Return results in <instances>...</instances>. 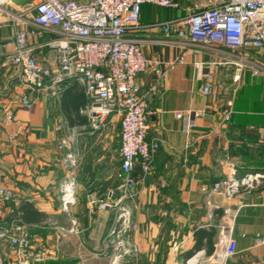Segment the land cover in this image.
<instances>
[{
  "label": "crops",
  "instance_id": "1",
  "mask_svg": "<svg viewBox=\"0 0 264 264\" xmlns=\"http://www.w3.org/2000/svg\"><path fill=\"white\" fill-rule=\"evenodd\" d=\"M178 1L179 11L144 6V28L130 35L140 41L145 57L175 64L173 70L163 65L162 78L152 71L137 77L141 93L149 94L150 137L159 138L161 147L133 205L138 229L128 238L136 247L134 254L115 259L105 252L111 249L107 239L115 212L103 204L117 198L121 168L119 118H111L102 133L91 131L84 113V90L72 84L57 97L30 94L32 108L16 109L15 122L0 127L2 182L15 193V212L28 226L36 249L49 250L52 259L44 264H216L227 226L224 210L229 207L237 211L232 224L237 253L227 264H264V179L231 199L212 191L216 183L231 177L264 176V75L254 77L252 70L240 71L236 66L214 69L221 88L216 95L202 92L213 62L245 56L264 65V53L262 61L255 52L235 57L226 50L203 49L188 39L166 37L155 24L217 3L210 0L198 6L196 1ZM0 3L3 22L13 17L10 13L21 14L35 5L19 8L9 0ZM14 28L12 22L0 27V81L12 71L2 67L1 43L12 38ZM27 28L39 65L53 69L57 55L45 44L57 36L32 21ZM17 92L25 93L21 88ZM230 108L232 116L219 127L222 113ZM71 129L79 132L75 140L79 185L77 205L65 213L60 186L66 172L58 163V142ZM141 175L139 169L134 173L137 179ZM1 216L13 218L5 206ZM72 220L77 222L76 233L68 232L74 228ZM61 228L67 231L64 236ZM209 249H213L210 255ZM0 252L6 254L7 264H18L2 242Z\"/></svg>",
  "mask_w": 264,
  "mask_h": 264
},
{
  "label": "built area",
  "instance_id": "2",
  "mask_svg": "<svg viewBox=\"0 0 264 264\" xmlns=\"http://www.w3.org/2000/svg\"><path fill=\"white\" fill-rule=\"evenodd\" d=\"M144 6L170 11L181 9L178 0H38L31 10L10 13L12 18L0 21V27L6 22L15 26L12 38L1 43L5 57L2 67L12 71L0 81V127L15 122L16 109L32 108L30 94L57 97L72 84L84 90V113L91 131L102 133L113 117L121 122L118 195L112 203L103 204L115 212L107 239L111 249L105 251L109 253L107 257L115 259L137 251L128 238L138 229L133 221V205L141 192L138 186L151 174L161 147L159 138L150 137L149 94L141 93L137 77L152 71L162 78L163 65L167 70L175 67L174 63L163 64L145 57L140 41L130 36L144 28L141 24ZM29 21L57 36L45 44L57 55L53 69L40 66L33 54L29 46L33 35L27 28ZM155 27H160L168 38L188 39L203 49L226 50L235 57L238 53L255 52L260 60L264 53V0H218L213 6L159 22ZM227 66H236L240 71L252 70L253 76L258 78L264 75V65L245 56L219 60L210 65L212 71L207 75L204 95H216L221 85L215 81L214 69ZM19 88L25 93H18ZM232 114L231 108L224 111L219 127L224 126ZM187 132H190L189 125ZM77 135L76 129L68 130L58 142L61 152L58 163L66 172L60 186L61 207L65 213H70L77 205L80 168V157L75 151ZM138 169L142 175L137 179L134 173ZM2 178L0 170V242L8 246L18 264H44L52 259L51 254L47 249H36L28 226L15 212L16 195L4 185ZM262 179L264 176L259 174L231 177L216 183L212 191L231 199L243 189L255 188ZM2 206L10 210L13 218L6 220L1 216ZM236 215L237 211L225 208L227 226L221 234L216 264H227L237 253L232 225ZM72 224L74 228L68 232L76 233L77 222L72 220ZM59 231L63 236L67 233L63 228ZM258 243L263 241L258 240ZM0 264H7L4 252H0Z\"/></svg>",
  "mask_w": 264,
  "mask_h": 264
},
{
  "label": "water",
  "instance_id": "3",
  "mask_svg": "<svg viewBox=\"0 0 264 264\" xmlns=\"http://www.w3.org/2000/svg\"><path fill=\"white\" fill-rule=\"evenodd\" d=\"M10 1L12 4H14L19 8H27L33 5L34 3H36V1L38 0H10Z\"/></svg>",
  "mask_w": 264,
  "mask_h": 264
},
{
  "label": "rangeland",
  "instance_id": "4",
  "mask_svg": "<svg viewBox=\"0 0 264 264\" xmlns=\"http://www.w3.org/2000/svg\"><path fill=\"white\" fill-rule=\"evenodd\" d=\"M191 1L192 2H195L196 1L198 6L205 5V4H208L210 2V0H191ZM212 2H217V0H213Z\"/></svg>",
  "mask_w": 264,
  "mask_h": 264
},
{
  "label": "trees",
  "instance_id": "5",
  "mask_svg": "<svg viewBox=\"0 0 264 264\" xmlns=\"http://www.w3.org/2000/svg\"><path fill=\"white\" fill-rule=\"evenodd\" d=\"M206 251H207V254H208V255H210V254L213 253V249H212V250L209 249V250H206ZM190 255H191V254H189L188 256H190Z\"/></svg>",
  "mask_w": 264,
  "mask_h": 264
},
{
  "label": "bare ground",
  "instance_id": "6",
  "mask_svg": "<svg viewBox=\"0 0 264 264\" xmlns=\"http://www.w3.org/2000/svg\"><path fill=\"white\" fill-rule=\"evenodd\" d=\"M6 1V0H5ZM10 1V0H9ZM1 4V3H0Z\"/></svg>",
  "mask_w": 264,
  "mask_h": 264
}]
</instances>
